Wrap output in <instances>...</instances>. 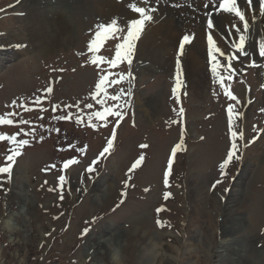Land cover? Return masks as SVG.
Returning <instances> with one entry per match:
<instances>
[{
  "label": "rangeland",
  "instance_id": "obj_1",
  "mask_svg": "<svg viewBox=\"0 0 264 264\" xmlns=\"http://www.w3.org/2000/svg\"><path fill=\"white\" fill-rule=\"evenodd\" d=\"M108 1L0 0V115L12 113L14 120L13 125H0V133L29 140L15 157L11 179L0 175V264H236L239 260L230 248L222 263L215 261V251L225 236L223 225L248 217L255 197L262 198L259 226L252 231L245 224L249 230L238 235H249L247 246L258 254L257 264H264V162L256 166L264 158L260 38L250 35L253 44L249 48L247 42V56L232 54L238 56L233 59L237 65L232 62V79L225 73L227 63L218 69L237 101L229 100L220 82L213 81L211 66L189 65L180 75L177 103L172 92L176 77L160 68L156 71V66L154 72L140 67L142 33L149 30L146 21L132 64L125 61L110 69L125 74L122 83L106 90L114 95L123 89L118 101L122 118L97 120L94 113L103 107L91 96L101 73L89 63L93 53L87 45L98 23L116 19L125 25L129 20L112 13ZM148 1L157 6L156 0ZM217 14L214 28L219 27ZM122 42L109 39L95 55L111 59L115 45ZM100 68L108 70L109 65ZM192 70L200 71L201 90L193 84ZM50 86L53 92L47 93ZM38 97L41 103L36 104ZM102 99L103 94H98L97 100ZM116 104L107 100L104 106ZM229 105L233 130L243 134L236 141V155L242 158H234L221 177L218 165L232 142L227 127ZM60 115L69 118L59 120ZM113 127V149L89 173L86 169L106 147ZM182 132L184 149L172 157ZM15 147V142L0 141V166L11 163L6 157ZM140 156L144 160L129 172ZM69 159L78 163L64 169ZM169 159L173 163L169 187H165ZM53 164L55 168L44 170ZM245 169L249 179L243 194L235 193L237 203L228 216H217L219 198L236 190ZM60 175L66 183L59 181ZM164 192L171 194L167 200ZM157 208L165 210L157 215ZM157 219L164 222L163 227L156 224ZM110 230L105 238L111 243L107 247L97 243Z\"/></svg>",
  "mask_w": 264,
  "mask_h": 264
},
{
  "label": "bare ground",
  "instance_id": "obj_2",
  "mask_svg": "<svg viewBox=\"0 0 264 264\" xmlns=\"http://www.w3.org/2000/svg\"><path fill=\"white\" fill-rule=\"evenodd\" d=\"M133 2L138 3V6L155 9V12L152 13L153 20L147 21L149 24V30L142 33V57L140 59V67L143 71L154 72L156 68V71L160 68L165 72L170 73V75L175 78L177 75L176 58L180 53L179 42L184 35L191 36L192 40L190 43L185 45L183 53L179 54L181 66H183L181 69V76L184 74L185 69L187 71V67L189 65H197V67H202V65L204 67H212L214 62H219L221 65L219 68H222L225 66L224 64L228 63V56H232L233 53L237 55L233 45L239 42V35L241 33L237 32V28L242 30L243 22H240L238 18H235L234 14L222 12L215 15V19L219 22V27L209 30L205 25V18L209 14V4L205 1L201 3L200 0H190L189 2L188 0H156L158 4L155 6V2L150 3L148 1V3L145 4L143 3V0H110L106 3V5L107 8L114 14H121L126 18L132 17L139 19V14L132 13L131 9L128 7V4ZM262 3H264L262 0H252L251 4H249L248 0H238V6L244 11L246 19L249 21L250 30L246 34L248 36L246 47L247 42H249V48H252L251 46L253 44L250 36L251 34L256 33L260 40L264 39V15H261ZM157 21L159 22L156 24L155 22ZM167 35L168 38H166ZM208 35L213 36L214 47H218L221 52L226 54L221 56L220 53H214L215 61L211 60L207 55ZM173 38L176 39L174 40ZM172 42H174L173 46ZM249 48H246V51H249ZM254 49L255 47H253L252 52H254ZM232 62L236 64L234 60H232ZM191 72L193 74V78L191 77L193 84L198 86L201 90V81H199L200 71L192 70ZM263 162L264 158L258 162V165L256 166H259ZM253 171L254 170L250 171V173ZM258 171L259 170H256L255 173ZM247 172L248 171L245 169L244 173L238 177L239 181L236 184V190L226 197L222 195L223 197H221V199L219 198L217 216H228L229 213H231L237 203V200H235V193L242 195L244 192V184L247 182L246 179H249V176L246 175ZM200 192V188H197L196 193L200 195ZM254 200V210H252L249 215L250 218L249 216L233 218L229 221V223L223 225V228L226 231L224 233V238L220 240V243L215 251V261L217 263H222L227 259L224 253L227 252L228 248H230L234 251V258L239 260V263L236 264H257L259 260L258 254L254 249L247 246V238H249V235H244V237H239L238 235L244 230H249L245 228V224H249L251 230L252 228L256 229L259 226L258 221H260L261 217L262 198L255 197ZM21 201L25 204L27 200L22 197ZM21 209L23 208L21 207ZM238 228H242V230L240 231ZM106 232L105 236L97 239V243L107 247L111 242H108V239L105 237L112 231L110 230ZM231 264H235V262H231Z\"/></svg>",
  "mask_w": 264,
  "mask_h": 264
},
{
  "label": "snow or ice",
  "instance_id": "obj_3",
  "mask_svg": "<svg viewBox=\"0 0 264 264\" xmlns=\"http://www.w3.org/2000/svg\"><path fill=\"white\" fill-rule=\"evenodd\" d=\"M249 4L252 3V0H248ZM143 3L147 4L148 0H143ZM128 7L131 9L132 13H138L139 14V19L137 18H132L130 17L128 21H126L125 25H119L118 21L116 19H112L108 23H98L96 25V31L93 35V38L90 40V42L87 45V49L90 53H93L91 59L89 60V63L91 65H95L98 69V72L101 73L98 75V81L95 84V91L93 92L91 99L96 100L98 104H100L103 107V111H97L94 113V116L97 120H105L106 117L108 116H115L118 118H122V111L120 109V106L118 104V101L122 98L123 96V89L120 90L118 94L114 95H108L107 93V88L112 85H118L123 82L125 79V74L124 73H113L110 69L118 67L122 62H127V64L130 66L132 64L133 60V55H134V50L136 46V41L139 39L146 21H152L153 20V15L152 13L155 12V9H148L144 6H138V3H129ZM220 8L223 9L224 13H229V14H234L235 18H238L240 22H243V28L242 30L240 28H237V32H240L241 34L239 35V42L237 44L233 45V48L235 49L236 53L238 56H247L248 53L246 51V41L248 39V36L246 35L250 28H249V21L246 19L244 11L238 6V0H223V2L219 5ZM261 15H264V3L261 5ZM207 28L209 30L214 28V20L209 19L207 21ZM126 31V35H122ZM109 39H122V43H117L115 45V55L111 59H106L102 55L98 56L95 55L96 52H98L102 45H104L105 41H108ZM192 40V37L189 35H184L183 38L179 42V50L180 53L182 54L185 48V45L190 43ZM207 55L208 57L215 61V56L214 53H220L221 56L226 55L225 53L221 52V50L218 47H214V40L212 35L207 36ZM259 50H260V55L264 56V39H262L259 42ZM179 54L177 56V61H176V84L172 89L173 95L176 96V93L178 89L181 88V80H180V74H181V62L179 59ZM233 56H228L227 57V67L225 69V73L227 75L228 79H232L231 72L234 71L233 65H232V60L234 58ZM108 64L109 69H101L100 65L101 64ZM221 67L219 62H214L212 64V78L213 81H219L220 82V87L223 89L224 95L231 101H237V97L233 94L232 91H229L227 87L224 85V80L225 76L220 75L218 72V68ZM106 73V74H103ZM115 75L118 77L117 79H110L111 76ZM130 75V73L128 74ZM47 93H52L53 88L50 86L46 89ZM129 95L131 94V89H128ZM98 94H103V99L102 100H97V95ZM107 100H111L114 102H117L115 107H106L105 102ZM177 103H179V97L176 96ZM15 104V102H13ZM36 104L41 103L40 98L38 97L35 101ZM87 107L91 109L93 105L91 103L87 104ZM55 110V109H54ZM180 115H183L184 109L181 108L180 110ZM228 112V122H227V127L228 131L231 134L232 137V142L230 145V148L226 152V158L222 160L221 163H219L218 167L221 173V177L226 175V168L234 160L241 159L239 155H236L239 152V147L237 141V137L239 136L240 138H243L242 133H238L237 131L233 130L234 126V120H233V107L231 105L228 106L227 108ZM13 114L8 113L5 115H0V125H13L14 120L11 118ZM66 115H60L57 117L59 120H64L68 119ZM93 117L90 115L88 117L89 122H91ZM23 123H27V121H24ZM79 123V121H77ZM118 126V120L114 122ZM92 127H96L95 124L91 125ZM255 130V129H254ZM57 131H59L57 129ZM116 138V128L113 127L111 136L109 139L106 141V147L103 148V150L99 153V155L92 161V164L88 166L86 171L89 173L94 171L93 165H95L101 157L107 158L105 154H109L110 150L113 149L114 146V140ZM42 139V137H41ZM253 138V141L254 142ZM0 141H6L7 143L11 144L13 142L16 143V147L14 149H11L10 151L12 152L11 155H7L6 161H9L11 163H7L6 166H0V175L2 174H7L8 179H11V173H12V167L13 164L15 163V157L20 155V148L22 146H26L29 144L28 139H23L21 138L20 140H17V137L15 135H10V134H4L0 133ZM248 141H246V146H247ZM141 147H147V145H141ZM184 149V139H183V132L181 133L180 141L177 143L171 150V156L175 157L177 154L178 150H183ZM144 160L143 156H140L135 160V162L131 165V168L129 169V172L132 170L136 169L141 162ZM78 163L77 160L74 159H69L67 163L63 164V168L67 169L69 165ZM172 159H169L168 161V166H167V171L164 172L163 175V183L165 187H169V176L171 174L172 170ZM49 167L55 168L56 165H51V166H46L44 169L45 171L49 170ZM59 181L63 184L66 183V178L64 175H60L58 177ZM131 177L129 176V180ZM45 183H47L45 181ZM217 184L222 183V179L218 180L216 182ZM125 186L127 187L128 184L126 183ZM215 187V185H213ZM54 189L49 188V191H53ZM227 191V189H225ZM121 195H126V193H121ZM164 199L167 200L169 196L171 195L169 192H164ZM60 199H63V196H60ZM123 203V201H121ZM165 209L163 208H157L156 212L157 215H159L160 212L164 211ZM156 224L160 227L164 226V222L161 221L160 219L156 220ZM87 231V230H86Z\"/></svg>",
  "mask_w": 264,
  "mask_h": 264
}]
</instances>
